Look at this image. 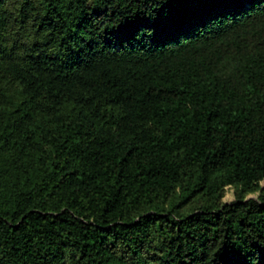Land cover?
I'll return each mask as SVG.
<instances>
[{
	"label": "trees",
	"instance_id": "obj_1",
	"mask_svg": "<svg viewBox=\"0 0 264 264\" xmlns=\"http://www.w3.org/2000/svg\"><path fill=\"white\" fill-rule=\"evenodd\" d=\"M0 264H264V0H0Z\"/></svg>",
	"mask_w": 264,
	"mask_h": 264
},
{
	"label": "rangeland",
	"instance_id": "obj_2",
	"mask_svg": "<svg viewBox=\"0 0 264 264\" xmlns=\"http://www.w3.org/2000/svg\"><path fill=\"white\" fill-rule=\"evenodd\" d=\"M256 197H257V195L254 194V195H249L247 198H256Z\"/></svg>",
	"mask_w": 264,
	"mask_h": 264
}]
</instances>
